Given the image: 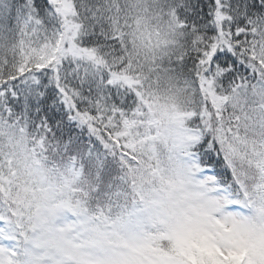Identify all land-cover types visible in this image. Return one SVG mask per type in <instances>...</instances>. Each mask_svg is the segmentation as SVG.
<instances>
[{"label": "snow or ice", "instance_id": "1", "mask_svg": "<svg viewBox=\"0 0 264 264\" xmlns=\"http://www.w3.org/2000/svg\"><path fill=\"white\" fill-rule=\"evenodd\" d=\"M0 264H264V0H0Z\"/></svg>", "mask_w": 264, "mask_h": 264}]
</instances>
